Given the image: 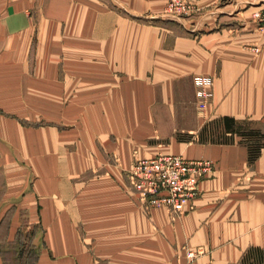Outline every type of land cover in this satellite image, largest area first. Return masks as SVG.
Listing matches in <instances>:
<instances>
[{"label": "crops", "instance_id": "crops-1", "mask_svg": "<svg viewBox=\"0 0 264 264\" xmlns=\"http://www.w3.org/2000/svg\"><path fill=\"white\" fill-rule=\"evenodd\" d=\"M191 1L0 0V264L30 228L34 264H264L244 261L264 250V148L199 138L226 115L264 131V0ZM162 152L213 163L183 215L131 186Z\"/></svg>", "mask_w": 264, "mask_h": 264}, {"label": "built area", "instance_id": "built-area-1", "mask_svg": "<svg viewBox=\"0 0 264 264\" xmlns=\"http://www.w3.org/2000/svg\"><path fill=\"white\" fill-rule=\"evenodd\" d=\"M254 11V19L264 28V4ZM168 12L175 16H186L198 8L191 0H169ZM213 80L209 76L198 77L199 106H206L211 94ZM213 163L208 159L187 158L183 154L162 152L148 158H138L129 171L131 186L149 210L166 207L174 216L183 215L193 207L199 193V183L213 172ZM199 251H197L198 253ZM196 251L188 256L195 257Z\"/></svg>", "mask_w": 264, "mask_h": 264}, {"label": "trees", "instance_id": "trees-1", "mask_svg": "<svg viewBox=\"0 0 264 264\" xmlns=\"http://www.w3.org/2000/svg\"><path fill=\"white\" fill-rule=\"evenodd\" d=\"M203 128L204 129L199 135L201 141L233 143L236 136H239L240 141L245 143L249 148L250 162H255L261 156V151L264 148V131L249 119H237L234 116L226 115L218 118V120L207 122ZM255 250L264 255V250L251 248L248 253H246L247 255H245V262L250 257V253ZM33 254L29 251V256L27 258V260H29L23 261L22 264H34L36 251L35 254Z\"/></svg>", "mask_w": 264, "mask_h": 264}, {"label": "rangeland", "instance_id": "rangeland-1", "mask_svg": "<svg viewBox=\"0 0 264 264\" xmlns=\"http://www.w3.org/2000/svg\"><path fill=\"white\" fill-rule=\"evenodd\" d=\"M34 228H30L29 230H27V231H25V232H22V234H18V236H17V238H16V241H15V243L14 244H18V247L20 248V249H18V252H19V254L17 255V253H15V254H13L12 252H11V261L10 262H12L13 264H22L23 263V261H28L27 260V258L26 257H28L29 256V251H30V253H34L35 254V248H33V247H31V244L30 243H33V238H34V235H35V233H34V230H33ZM20 244H24V246H26V247H28V248H25L26 250V252H25V259L23 258V260H22V255H23V252H22V254H21V245ZM34 251V252H33ZM15 252V251H14ZM33 254V255H34ZM28 255V256H27ZM17 256V257H16ZM16 258H18V259H16Z\"/></svg>", "mask_w": 264, "mask_h": 264}]
</instances>
